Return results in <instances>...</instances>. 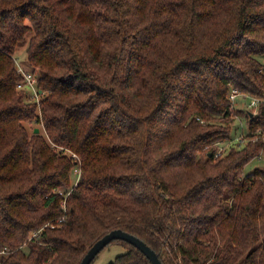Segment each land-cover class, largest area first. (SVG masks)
<instances>
[{
	"label": "trees",
	"instance_id": "obj_1",
	"mask_svg": "<svg viewBox=\"0 0 264 264\" xmlns=\"http://www.w3.org/2000/svg\"><path fill=\"white\" fill-rule=\"evenodd\" d=\"M263 60L264 0H0V263L80 264L121 228L164 264H264V101L229 98L264 94Z\"/></svg>",
	"mask_w": 264,
	"mask_h": 264
},
{
	"label": "rangeland",
	"instance_id": "obj_2",
	"mask_svg": "<svg viewBox=\"0 0 264 264\" xmlns=\"http://www.w3.org/2000/svg\"><path fill=\"white\" fill-rule=\"evenodd\" d=\"M28 44V43H27ZM27 44L16 52V57L21 63V65L27 69L30 70V67L27 62ZM264 61V60H263ZM249 100L239 101L237 104L238 107L244 110L243 113L245 115L254 114V108H249L247 104H249ZM257 110V109H256ZM247 112V114H246ZM257 112V111H256ZM241 116V117H240ZM235 116L234 120V130L233 133H231L230 138L228 140L220 141L221 143H218L217 147V153L219 152L218 156H221L224 150L228 151L231 147L241 148L244 144H246L249 140L247 139L246 135H248V128H247V121L244 119V114ZM29 134L31 135L34 132V129H40L42 132L43 126L42 124H38L35 121H29L25 123ZM217 156V158H218ZM216 157V156H215ZM255 167H264V151L261 152L260 155L255 157L245 168V171L251 172ZM245 172V173H246ZM124 252V247L118 244H110L107 246L103 251L99 253V255L95 258L92 264H110L113 262L116 257ZM1 264V263H0ZM167 264H179V262H173L172 259L167 261Z\"/></svg>",
	"mask_w": 264,
	"mask_h": 264
},
{
	"label": "built area",
	"instance_id": "obj_3",
	"mask_svg": "<svg viewBox=\"0 0 264 264\" xmlns=\"http://www.w3.org/2000/svg\"><path fill=\"white\" fill-rule=\"evenodd\" d=\"M15 59H16L17 67H18L17 68L18 73L22 76V80L18 83V89L23 90L30 100L35 101V102H39L41 100V97H42V92L38 88L37 74L34 71L25 69L21 65L19 60L17 58H15ZM229 98L232 102H235V100L237 98L248 99V100H250V102L248 104L249 108L253 107V108L257 109L260 102L264 101V94H262L260 96H252L246 92H241V91H238V90L233 88L231 90ZM218 155H219V152L216 154V156H218ZM73 156L76 159H79L75 154ZM80 175H81L80 169L75 168V170H74V184L75 185H77V183L80 179ZM69 192L67 194H65V199L67 198V195L69 194ZM63 205L65 207L66 200L63 201Z\"/></svg>",
	"mask_w": 264,
	"mask_h": 264
},
{
	"label": "water",
	"instance_id": "obj_4",
	"mask_svg": "<svg viewBox=\"0 0 264 264\" xmlns=\"http://www.w3.org/2000/svg\"><path fill=\"white\" fill-rule=\"evenodd\" d=\"M35 132H39V129H35ZM116 239L127 241L128 243L134 245L146 255V257L151 261L152 264H164L157 252L144 240L132 233L124 231L121 228L113 229L103 235L100 239H98L83 256L80 264H91L99 255V253L103 249H105L113 240Z\"/></svg>",
	"mask_w": 264,
	"mask_h": 264
}]
</instances>
